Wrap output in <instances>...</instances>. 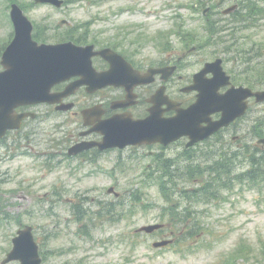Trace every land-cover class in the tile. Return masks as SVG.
I'll return each instance as SVG.
<instances>
[{"label":"rangeland","instance_id":"374dc122","mask_svg":"<svg viewBox=\"0 0 264 264\" xmlns=\"http://www.w3.org/2000/svg\"><path fill=\"white\" fill-rule=\"evenodd\" d=\"M66 1L70 4L60 11L34 6L29 0H0V47L12 33L9 5L18 2L38 26L57 22L48 26L54 30L47 33L52 41L64 34L59 21L65 20L70 24V39L113 48L139 65L179 59V75L187 79L205 62L222 59L236 86L264 89V18L257 28L228 34L231 21L221 14L246 0H231L220 9L214 7L218 0ZM205 8L209 11L203 14ZM258 52L262 54L257 58ZM184 85L180 80L179 86ZM262 117L264 105L251 101L242 127L225 139L239 141L240 134L248 131L264 139ZM81 126V117L79 122L73 115L42 117L28 121L21 132L0 143V260L9 248L10 235L22 222L34 226L38 239L45 233L53 236L45 248L48 264H264V191L247 181L230 183L229 191L218 192V200L207 205L189 204L194 218H183L189 225L175 228L182 230L183 237L176 236L171 247L154 249L151 238L133 237L140 225L168 223L179 219L173 217L185 209L179 196H169L171 187L160 188L161 161L169 167L172 160L181 161L179 172L184 174L191 165L218 162L216 146L188 151L195 155L196 164L181 156L184 149L179 145L127 148L93 162L67 160L64 152L80 135ZM223 163L219 167L228 170L235 165ZM244 163L237 164L236 174L246 171L241 167ZM178 184L176 189L185 191L194 186L191 180ZM109 188L120 194L117 200L107 194ZM76 205L100 215L113 211L114 221L123 222L98 219L84 228L73 214ZM109 205V211L102 209ZM192 221L200 224L201 233L192 230ZM88 232L90 237L85 235ZM186 233L190 238H185Z\"/></svg>","mask_w":264,"mask_h":264},{"label":"water","instance_id":"95a60500","mask_svg":"<svg viewBox=\"0 0 264 264\" xmlns=\"http://www.w3.org/2000/svg\"><path fill=\"white\" fill-rule=\"evenodd\" d=\"M34 1L36 3L60 5V2L56 0ZM11 20L14 24L15 36L1 58L4 71L0 72V138L4 136L7 130L18 129L24 118L28 116V114H16V108L40 103L53 104L55 101L49 93L51 87L67 80L65 78H68L69 75L70 77L79 76L80 79L61 96H67L83 85L88 86V92L105 86L124 87L128 96H131L135 84L148 82L146 79H135L139 77L138 74L125 73L124 75L123 68L117 62L118 60L121 61L122 58L109 49L92 53L93 46L79 47L71 43L38 46L37 43L31 40L32 28L30 22L16 6H12ZM94 54L100 55L110 63L109 71L101 74L93 73L90 59ZM219 64L220 61L206 65V69L194 77V86L191 89L199 91V99L190 108L177 110V115L172 119L159 120L155 115V110H157L155 107L154 115L151 114L149 117L138 121H132L128 117L125 118V115L102 122L89 121V116L85 112V124L93 125L92 130L103 136L102 143L98 144L101 150L124 149L127 146L153 143L167 145L182 135H188L191 139L189 145H192L221 126L227 125L234 118L243 115L247 108L246 99L255 97L257 102L264 101V91L252 92L250 89L242 87L231 89L224 95L215 97L210 95L212 96L210 97L209 91L206 92L207 87L198 78L206 74L207 71L214 74L213 67L215 65L217 68L215 73L218 76L219 74L223 76ZM119 70L123 72L121 73ZM157 71L159 70L150 69L149 74H146V76L150 78ZM127 78L130 79L129 83L126 80ZM215 81L219 84V79H216V77ZM225 83L223 79V82L219 85ZM202 101H205L203 106L213 105L212 111L221 112L224 119L200 130L197 127L201 119H196V112L201 107ZM79 146L70 150V154L89 149L92 144L85 143ZM145 230L149 231L151 228H145ZM11 261H19L21 264H40L38 249L33 241L30 227L19 231L17 237L13 239V248L3 264Z\"/></svg>","mask_w":264,"mask_h":264},{"label":"flooded vegetation","instance_id":"af4514ba","mask_svg":"<svg viewBox=\"0 0 264 264\" xmlns=\"http://www.w3.org/2000/svg\"><path fill=\"white\" fill-rule=\"evenodd\" d=\"M63 26H66V28H69L65 22H61ZM45 32H47L44 29ZM45 32L41 31L42 36L39 38L40 43L41 42H47L50 43L52 40H50L48 37H46ZM70 34V31H69ZM68 39L65 38H57L56 41H53V43H62L69 41L70 42V36H67ZM123 56V55H122ZM130 64L132 65L133 69L140 73L144 74L149 68H164L167 66H174L175 72L173 76H168V73H163V75H155L154 81L150 85H142V86H136L133 89V94L126 97V92L122 88H114V87H107L103 89H97L92 93H88L86 91V87L82 86L73 95H69L68 97L60 98L59 95L65 90L67 86H70L71 83L75 82L79 79L78 76L68 77L66 82H62L60 84L55 85L50 90V93L54 95V100L56 101V104L49 105V104H39V105H31V106H22L17 108V113H34V118L28 117L26 118L21 125V129L18 131L21 132L23 128L25 127V124H27L28 121H36L40 120L42 117L47 116H66L70 118V115L76 116L80 120V112L85 109H90L97 107L100 111L97 115H95V118L97 119L98 115L101 116V120L109 119L110 117L114 115L124 114V113H130L133 119H143L149 114V109L152 107V105L157 106L162 103H165L166 100L164 98L168 96V98L178 104L182 108H186V106H189L194 100L195 95L194 93H183L182 87H186L188 84L193 83V75L197 72L195 71L192 73L187 79H182V77L179 75V72L181 71L180 63L181 61L178 59L176 62H160L158 64L154 65H139L138 62H134L123 56ZM92 65L96 72H105L108 70L109 65L107 62L102 60L99 57H94L92 59ZM215 71V70H214ZM211 75H204L203 78H210ZM153 79V78H152ZM167 79V80H165ZM200 79V78H198ZM165 80V81H164ZM180 80H183L184 86H179ZM203 84L206 86V84L203 82ZM161 87H164L163 92L161 94L156 96L157 91L161 89ZM207 87V86H206ZM210 88L207 87V91H209ZM108 92H113V96L108 95ZM73 104L72 110L68 111H62L65 108H62L66 106L67 104L70 105ZM120 104H125L124 106H118ZM173 105V104H172ZM114 106V107H112ZM160 118H169L175 115V112L167 110L166 105H162L160 107V110L157 114ZM205 118V117H201ZM70 121V120H69ZM80 122V121H79ZM91 127L84 128L81 126L82 130H86L84 133L88 132ZM14 131V132H18ZM14 132H7L3 140H0V143H3L6 139H8ZM83 133V134H84ZM101 137L97 134H90L87 136L86 140L90 142H99ZM83 140L80 136L77 137L76 141H72V145L77 144ZM186 138H182L181 142L183 145L186 144ZM203 143V142H202ZM200 143V144H202ZM155 146V145H154ZM83 154H86L87 156H96L99 154H102L97 148H93ZM79 154L78 157L84 158L82 155ZM22 224V223H21ZM20 224V226H21ZM165 227V226H164ZM164 227L159 228L157 230H154L151 234L154 235V237L158 240L163 239L166 237V235H174L173 232L164 233L165 229ZM135 235H140L139 232L135 231ZM9 250V249H8ZM7 250V251H8ZM6 251V252H7ZM7 254V253H6ZM5 254V255H6ZM9 264H18L16 262L9 263Z\"/></svg>","mask_w":264,"mask_h":264},{"label":"trees","instance_id":"16d2710c","mask_svg":"<svg viewBox=\"0 0 264 264\" xmlns=\"http://www.w3.org/2000/svg\"><path fill=\"white\" fill-rule=\"evenodd\" d=\"M244 5V11L238 12L239 15L234 18L233 20V25L237 26L235 30L232 32V34H236L238 32H242L245 30H249L252 28H256V23L259 21L260 18L264 17V0H246V2L243 3ZM241 54L238 52V55ZM262 53L259 54L257 53V58L261 56ZM255 57V58H256ZM248 60L249 61H252ZM249 64V63H247ZM257 157L254 155L251 160H250V171L247 176H245V180L249 181L250 183L254 184V186L258 187L259 191H264V157L261 156L260 159H256ZM161 166H162V175L159 177L160 182L159 186L162 189L163 187H167V182H173V171H169L170 167L167 162L161 161ZM197 176L200 177L199 175L193 174V171H190L188 173L187 179L176 177L174 178V182L177 184V179L180 181H192L194 179L195 181L197 180ZM201 178V177H200ZM193 180V181H194ZM194 181V182H195ZM239 181H244V179H241L239 177ZM204 182L203 180L200 182ZM213 183H205L206 186L203 188L201 187L200 183L196 181V189L195 191L191 192H186L188 193L189 197H193L197 203H202V202H207V198H210L209 200H217L218 197V192H214L217 190L220 191V188L222 186V182L219 181L218 178L214 179L212 181ZM217 184V185H216ZM175 187V184H174ZM186 212L190 214L189 209L185 208ZM113 219V217H111Z\"/></svg>","mask_w":264,"mask_h":264}]
</instances>
